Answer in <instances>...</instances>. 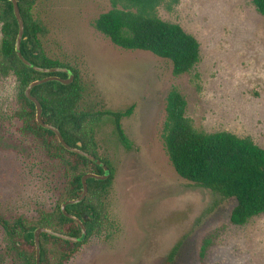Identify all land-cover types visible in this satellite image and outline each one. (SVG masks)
I'll list each match as a JSON object with an SVG mask.
<instances>
[{
  "label": "rangeland",
  "instance_id": "374dc122",
  "mask_svg": "<svg viewBox=\"0 0 264 264\" xmlns=\"http://www.w3.org/2000/svg\"><path fill=\"white\" fill-rule=\"evenodd\" d=\"M111 8L110 0H36L32 6L46 29L47 56L78 73L80 109L134 106L121 119L128 146L112 116L86 123L113 178L100 230L65 264H264V213L233 224L236 200L181 177L162 137L167 95L176 88L197 129L227 130L264 148V16L252 0H166L158 16L180 24L201 46L196 67L175 76L171 61L121 48L94 27ZM2 25L0 19V48ZM18 96L14 75L0 76V210L32 215L55 204L62 168L33 152L19 132ZM5 235L0 227V264H11Z\"/></svg>",
  "mask_w": 264,
  "mask_h": 264
},
{
  "label": "trees",
  "instance_id": "16d2710c",
  "mask_svg": "<svg viewBox=\"0 0 264 264\" xmlns=\"http://www.w3.org/2000/svg\"><path fill=\"white\" fill-rule=\"evenodd\" d=\"M36 0H18L25 31L21 43L22 53L30 62L43 67H68L47 56L41 35L45 27L33 18L32 6ZM166 0H110L112 8L95 19L94 27L117 46L124 49L151 51L171 61L173 73L179 76L191 72L201 60L199 40L180 24L163 20L157 8ZM178 1V0H175ZM256 10L264 16V0H252ZM2 41L0 48V76L14 75L19 84L15 118L20 122V133L30 140L29 148L47 161L61 165V175L54 187L55 204L37 209L35 214L3 213L0 210V227L5 232V254L11 264H36L34 230L48 227L70 236L80 237L82 229L61 210L64 201L77 198L83 191L82 176L93 172L103 174L104 169L86 156L67 150L52 130L41 126L36 119L35 103L25 95L26 87L34 80L67 73H44L25 65L17 56L16 40L19 24L10 0H0ZM75 79L70 84L57 80L35 86L32 94L43 106L42 117L46 123L57 126L64 139L93 154L111 169L107 179L89 178L88 194L84 200L67 205V211L79 218L87 230L84 241L74 242L49 233L41 234V264H65L79 252L81 246L101 227L104 210L103 198L113 178L112 166L100 158L92 141L88 121L96 122L104 115L113 117L116 131L128 146L121 119L132 114L134 106L124 112L85 111L80 109L82 89ZM187 99L176 88L167 95L166 119L163 140L168 156L183 178L198 186L210 189L225 198H234L230 220L244 225L254 216L264 213V148L251 137L221 130L207 132L197 129L186 115ZM31 146V147H30ZM210 240L201 248L204 257Z\"/></svg>",
  "mask_w": 264,
  "mask_h": 264
},
{
  "label": "water",
  "instance_id": "95a60500",
  "mask_svg": "<svg viewBox=\"0 0 264 264\" xmlns=\"http://www.w3.org/2000/svg\"><path fill=\"white\" fill-rule=\"evenodd\" d=\"M13 3V10H14V14L17 17L18 20V24H19V32L17 35V40H16V53L17 56L19 57V59L27 66L37 70V71H41L44 73H53V72H64L67 73V77L63 78L60 76H55V75H51V76H47L41 79H37L34 80L33 82H31L25 89V95L27 96V98H29L31 101H33L35 103V107H36V119L38 121V123L43 126L44 128H47L49 130H52L53 132L56 133L60 143L69 151L81 154L83 156L88 157L89 159L95 161L96 163H98L100 166L103 167L104 169V173L103 174H99V173H93V172H88L85 173L82 176V183H83V191L81 193V195L77 198L74 199H69L66 200L62 203L61 205V210L62 213L70 218L75 220L81 227L82 229V235L80 237H75V236H70L67 235L65 233H62L60 231L48 228V227H37L33 234H34V241H35V246H36V264H41V234L42 233H49L52 234L54 236H57L59 238L62 239H66L69 241H74V242H79V241H84L87 237V230L86 227L83 223V219H86L87 216L84 215L83 218H79L75 215L70 214L67 211V205L69 204H76L81 202L82 200L85 199V197L88 194V183L87 180L89 178H97V179H107L110 175H111V169L108 165H106L104 162H102L99 158H97L96 156H94L93 154L85 151L84 149H82V142H77L76 146H72L71 144H69L63 137L62 133L60 132V130L57 128V126L46 123L42 117V113H43V106L41 104V102L39 101V99L37 97H35L32 94V90L35 86L41 84V83H45L48 81H52V80H57L60 81L64 84H70L74 81L75 79V72L70 68V67H43V66H39L36 65L32 62H30L28 59L25 58V56L22 53V49H21V43H22V39H23V34L25 31V22L24 19L22 17L21 14V10L19 7V3L18 0H10Z\"/></svg>",
  "mask_w": 264,
  "mask_h": 264
}]
</instances>
